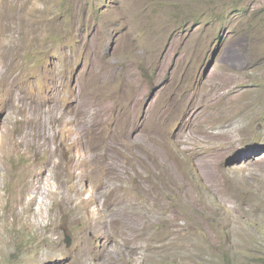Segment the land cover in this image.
Segmentation results:
<instances>
[{
	"label": "rangeland",
	"instance_id": "374dc122",
	"mask_svg": "<svg viewBox=\"0 0 264 264\" xmlns=\"http://www.w3.org/2000/svg\"><path fill=\"white\" fill-rule=\"evenodd\" d=\"M0 264H264V0H0Z\"/></svg>",
	"mask_w": 264,
	"mask_h": 264
}]
</instances>
